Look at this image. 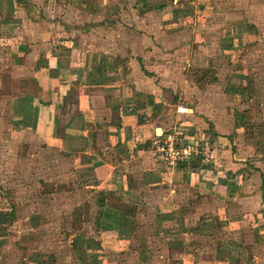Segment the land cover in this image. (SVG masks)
Masks as SVG:
<instances>
[{
	"label": "crops",
	"instance_id": "1",
	"mask_svg": "<svg viewBox=\"0 0 264 264\" xmlns=\"http://www.w3.org/2000/svg\"><path fill=\"white\" fill-rule=\"evenodd\" d=\"M107 1L90 0L103 23ZM66 3L71 0H0V39L13 41L9 49L24 50L30 62L27 85L9 98L11 124L69 156L80 179L89 181L86 188L103 199L95 204V239L91 244L81 238L78 256L91 252L103 261L112 252L130 264H264V153L257 150L264 138L245 137L264 125L250 120L244 101L253 68L263 62L258 54H243L262 43L264 30L255 32L236 14L210 47L186 44L182 37L140 45L130 37L156 35L135 26L123 28L124 43L123 31L107 30L112 39L105 44V36L92 42L80 30L57 26L64 18L58 9ZM167 3L176 9L181 4ZM174 7L156 5L161 25L176 24ZM160 27L166 34L176 29ZM198 48L210 50L201 63L212 60L219 70L204 90L190 87L192 75L172 67L192 65L186 52ZM156 51L159 56L151 57ZM256 95L255 89L250 96ZM236 114L244 118L235 120ZM170 131L197 143L206 157L167 163L156 141Z\"/></svg>",
	"mask_w": 264,
	"mask_h": 264
},
{
	"label": "rangeland",
	"instance_id": "2",
	"mask_svg": "<svg viewBox=\"0 0 264 264\" xmlns=\"http://www.w3.org/2000/svg\"><path fill=\"white\" fill-rule=\"evenodd\" d=\"M163 1L168 8L174 7L169 6L167 0H140L136 5L131 0L120 3L108 0L105 2L108 17H105L103 23L97 20L102 18L101 13L98 16L95 12L97 3L90 4V0H71V4L66 3L62 8L59 7L58 12L64 18L58 20L61 24L57 26L64 30L68 27L80 30L92 42L98 36H105V41L100 39L105 44L112 39L110 34L104 35L107 30L116 27L123 31V28L132 29L135 26L137 29L151 30L156 35L153 39L142 32H137L135 37L129 36L140 45L172 44L179 42L182 37L186 44H206L207 47L211 46V40L225 21H230L231 18L236 21V14H242V21L255 32L256 28L259 32L264 30V0H179L182 5L177 9L176 5L174 7L175 17H178L176 24L167 22L161 25L156 5ZM81 5L86 6L80 10ZM100 11L101 8L98 9ZM116 11L123 15L114 17L117 15ZM111 22L114 23L113 26ZM159 25L167 29L175 26L177 30L166 34L159 30ZM192 27L197 28L193 35L189 33ZM125 30L120 38L121 43L128 39ZM178 30H183L184 33L179 34L181 32H177ZM209 34L214 36L209 37ZM21 37L22 44L26 46L27 37L23 34ZM12 44L13 41L3 42L0 39V264H130L123 255L112 252L105 253L103 261L92 259L91 252L86 257L78 256L77 249L81 238L88 239L91 244L90 241L95 239L97 228L93 218L96 214L95 204L100 195L86 188L89 181L80 179L69 156L43 146L42 141L31 132L17 129L11 124L8 113L9 98L27 85V77L30 76V62L25 58L26 52L9 49ZM155 53L151 57L159 56V51ZM186 53L191 58L192 65L184 66L183 70L182 66L173 64L174 72L188 76L191 74L193 81L189 84L190 87L196 85L200 90L207 89V80L213 78L218 65L212 60L203 62L207 66L202 65V55L209 58L210 50L198 48V51H192L191 54ZM243 54L246 59L254 58L258 54L259 60L263 62L253 68L257 71H253L252 87L245 94L250 99L244 98L251 111L248 117L251 121L254 118L253 122H258L256 124L259 127L264 125V40L253 49L243 51ZM214 57L211 55L210 58ZM217 72L219 74V70ZM220 75L224 78L227 74L221 70ZM255 89L257 95L253 98L250 95ZM240 118L244 116L235 115V120ZM261 130L263 129H255V132L248 130L245 137L258 135L264 138V131ZM258 149L264 153V147ZM138 234V238L142 239L143 230Z\"/></svg>",
	"mask_w": 264,
	"mask_h": 264
},
{
	"label": "built area",
	"instance_id": "3",
	"mask_svg": "<svg viewBox=\"0 0 264 264\" xmlns=\"http://www.w3.org/2000/svg\"><path fill=\"white\" fill-rule=\"evenodd\" d=\"M156 148L160 156L169 164L185 162L190 157L202 153L195 142H183L177 138L173 131L165 133L158 141ZM206 157V154L204 155Z\"/></svg>",
	"mask_w": 264,
	"mask_h": 264
},
{
	"label": "trees",
	"instance_id": "4",
	"mask_svg": "<svg viewBox=\"0 0 264 264\" xmlns=\"http://www.w3.org/2000/svg\"><path fill=\"white\" fill-rule=\"evenodd\" d=\"M89 189H91V188H89ZM100 198V197H99ZM97 199V202H99V203H101V201L103 200V199Z\"/></svg>",
	"mask_w": 264,
	"mask_h": 264
}]
</instances>
